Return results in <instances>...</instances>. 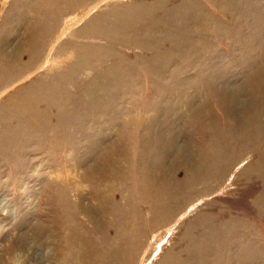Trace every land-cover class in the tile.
<instances>
[{
  "label": "rangeland",
  "instance_id": "rangeland-1",
  "mask_svg": "<svg viewBox=\"0 0 264 264\" xmlns=\"http://www.w3.org/2000/svg\"><path fill=\"white\" fill-rule=\"evenodd\" d=\"M0 264H264V0H0Z\"/></svg>",
  "mask_w": 264,
  "mask_h": 264
}]
</instances>
